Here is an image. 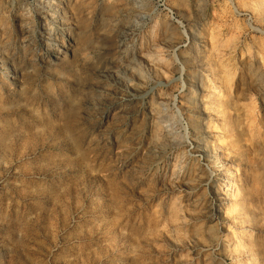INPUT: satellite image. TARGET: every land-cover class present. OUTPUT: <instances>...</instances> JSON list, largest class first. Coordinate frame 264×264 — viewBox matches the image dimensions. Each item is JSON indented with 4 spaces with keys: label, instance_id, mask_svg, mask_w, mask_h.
Segmentation results:
<instances>
[{
    "label": "rangeland",
    "instance_id": "rangeland-1",
    "mask_svg": "<svg viewBox=\"0 0 264 264\" xmlns=\"http://www.w3.org/2000/svg\"><path fill=\"white\" fill-rule=\"evenodd\" d=\"M0 264H264V0H0Z\"/></svg>",
    "mask_w": 264,
    "mask_h": 264
}]
</instances>
